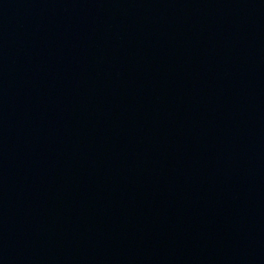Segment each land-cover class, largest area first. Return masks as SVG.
Instances as JSON below:
<instances>
[{
  "label": "water",
  "instance_id": "95a60500",
  "mask_svg": "<svg viewBox=\"0 0 264 264\" xmlns=\"http://www.w3.org/2000/svg\"><path fill=\"white\" fill-rule=\"evenodd\" d=\"M0 264H264V0H0Z\"/></svg>",
  "mask_w": 264,
  "mask_h": 264
}]
</instances>
